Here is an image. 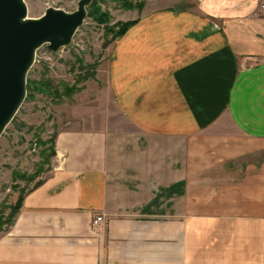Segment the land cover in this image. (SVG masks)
Wrapping results in <instances>:
<instances>
[{"label":"crops","instance_id":"obj_1","mask_svg":"<svg viewBox=\"0 0 264 264\" xmlns=\"http://www.w3.org/2000/svg\"><path fill=\"white\" fill-rule=\"evenodd\" d=\"M152 2L107 49L112 111L56 134L0 264H264V0Z\"/></svg>","mask_w":264,"mask_h":264},{"label":"rangeland","instance_id":"obj_2","mask_svg":"<svg viewBox=\"0 0 264 264\" xmlns=\"http://www.w3.org/2000/svg\"><path fill=\"white\" fill-rule=\"evenodd\" d=\"M80 0H24L28 19L40 18L46 10L71 14ZM94 0L86 17L68 44L52 51L38 47L25 78L26 96L12 121L0 135V229L7 224L18 198L43 182L50 172L51 141L67 129H86L103 121L108 100L105 75L107 49L115 41L92 16L106 13L107 25L137 21L143 10L151 11L153 0ZM159 7V8H158ZM167 5H156L155 9ZM73 92L69 96V91ZM108 105V106H106ZM113 123L117 118L111 114ZM0 230V231H1Z\"/></svg>","mask_w":264,"mask_h":264},{"label":"water","instance_id":"obj_3","mask_svg":"<svg viewBox=\"0 0 264 264\" xmlns=\"http://www.w3.org/2000/svg\"><path fill=\"white\" fill-rule=\"evenodd\" d=\"M92 1L80 0L71 14L48 9L40 18L28 19L24 0H0V135L24 101L36 49L48 44L55 51L68 44Z\"/></svg>","mask_w":264,"mask_h":264},{"label":"trees","instance_id":"obj_4","mask_svg":"<svg viewBox=\"0 0 264 264\" xmlns=\"http://www.w3.org/2000/svg\"><path fill=\"white\" fill-rule=\"evenodd\" d=\"M126 2H127V4H125V6H127L128 8H131V7L132 8L133 7L141 8L140 5H137V6L136 5L135 6L131 5V3L128 0H126ZM89 15L92 16L94 18V20L98 24H103L104 25L105 31L107 33H109V34H112V40H114L116 38H119L122 35H124L125 32L129 28H131L132 26H134L137 23V21H129V22H124V23H116L115 25L109 26V25H107V16L108 15L106 13H100L99 11H96L93 14H89ZM26 88L28 90V87H26ZM72 92H73V90L72 91L70 90L68 95L70 96ZM55 137H56V135H55ZM55 137H54L53 141H51L50 157H54L55 156ZM41 184H42V182L36 183L31 190L36 189ZM22 199H23V195L18 198L16 204L12 207V213H11L10 219H9L8 223H6L7 227L13 223V218H14L15 214L18 212V210H19V208L21 206ZM3 230H1V231H3Z\"/></svg>","mask_w":264,"mask_h":264},{"label":"built area","instance_id":"obj_5","mask_svg":"<svg viewBox=\"0 0 264 264\" xmlns=\"http://www.w3.org/2000/svg\"><path fill=\"white\" fill-rule=\"evenodd\" d=\"M103 223H104V217L101 215H97L91 222V228L93 229L98 228Z\"/></svg>","mask_w":264,"mask_h":264},{"label":"bare ground","instance_id":"obj_6","mask_svg":"<svg viewBox=\"0 0 264 264\" xmlns=\"http://www.w3.org/2000/svg\"><path fill=\"white\" fill-rule=\"evenodd\" d=\"M26 18H24V20H25Z\"/></svg>","mask_w":264,"mask_h":264}]
</instances>
